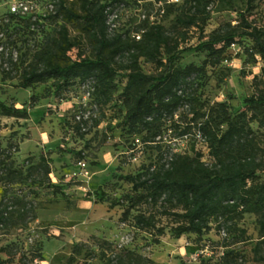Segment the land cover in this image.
<instances>
[{"label":"rangeland","instance_id":"rangeland-1","mask_svg":"<svg viewBox=\"0 0 264 264\" xmlns=\"http://www.w3.org/2000/svg\"><path fill=\"white\" fill-rule=\"evenodd\" d=\"M160 1L130 0L128 5L117 7L108 18L109 32L132 37L150 16L170 30L175 15L183 9L182 0ZM224 1L210 0L202 34L190 28L184 47L196 46L226 23H237L230 7L239 9L242 5L239 0H233L231 6ZM37 3L38 24L19 27L8 22L0 5V101L27 109L25 118L0 115V204L6 217L0 224V258H9L11 264H69V257L73 258L70 264H112L117 255L130 252L147 261L143 264H223L224 255L231 252L241 264H264L260 258L264 243L252 214H245L236 230L228 228L229 222L220 226L212 219L211 230L202 237L186 234L178 239L168 232L171 221L162 217L160 223L167 228L158 244L131 220L119 221L121 210L109 208L108 203L129 192L130 186L115 175L137 172L140 162L157 167L165 163L171 149L162 146L158 152L135 137L138 147L129 151L133 136L121 124L124 108L119 97L126 83L124 71L115 78L107 102L92 93L89 79H76L58 93L49 80L26 89L16 86L32 55L49 41L61 22L53 10ZM166 3L175 6L159 17L158 5ZM263 18L264 0H259L248 20L260 25ZM67 27L69 38L78 40L71 57L77 52L91 55L90 39L81 24ZM242 42V46L227 50L226 61L208 67L202 80L201 100L209 105L225 102L230 115L242 110L244 97L264 87V62L257 56L247 57L244 48L250 42L247 38ZM204 57V52L186 51L174 66L200 65ZM139 66L145 74L158 73L154 64L143 59ZM32 95L39 99L29 107ZM78 122L82 124L76 132L73 128ZM251 126L259 135L264 134L263 127ZM261 146L264 149V140ZM259 175L264 180V170ZM54 186L59 192H54Z\"/></svg>","mask_w":264,"mask_h":264},{"label":"trees","instance_id":"trees-1","mask_svg":"<svg viewBox=\"0 0 264 264\" xmlns=\"http://www.w3.org/2000/svg\"><path fill=\"white\" fill-rule=\"evenodd\" d=\"M38 1L42 8L53 10L54 17L61 22L49 41L32 55L16 86L26 89L49 80L58 93L76 79L81 82L89 79L92 93L107 102L115 78L124 71L126 83L119 97L124 108L121 124L133 136L128 143L129 151L132 153L138 147L135 137L145 145H153L158 152L162 146L171 149L165 163L157 167L140 162L137 172L115 175L130 186L129 192L108 203L109 208L121 210L119 221L131 220L135 228L149 233L153 243L158 244L167 228L160 223L162 217L171 221L168 232L178 239L186 234L202 237L211 230L212 219L220 226L229 222L228 228L236 230L244 215L252 214L256 217L260 242L264 243V180L259 175L264 170L261 146L264 134L259 135L251 126L255 123L264 128V87L244 97L242 110L235 115L228 113L225 102L209 105L201 100L207 68L226 61L227 50L233 45L242 46L243 38L250 42L244 48L247 57L257 56L264 62V18L260 25L248 20L249 12L259 0H239L242 8L230 7L237 15V23L220 26L194 47L183 45L190 28L202 34L209 18L206 8L210 0H182L183 9L175 15L170 30L157 18L153 23L145 21L136 31L140 33L138 40L126 33H110L107 23L117 7L128 5L130 0ZM232 1L224 2L231 6ZM174 6L166 3L159 8L164 14ZM3 8L8 22L15 27L37 25L40 20L39 14H12ZM67 24H81L90 39L91 55L77 52L71 57L78 48V40L69 38ZM190 50L205 53L201 64L175 67L180 55ZM140 59L154 64L158 73H143ZM38 99L30 96L29 107ZM0 115L25 118L27 109L0 101ZM81 124L78 122L73 129L79 132ZM198 133L206 143L208 161L202 160ZM184 135H187L184 148L174 150L171 141ZM59 190L54 186V192ZM144 205L146 210L142 209ZM5 221L0 204V224ZM235 255L226 252L223 264H241ZM260 258L264 260V255ZM72 260L69 257L68 263ZM143 260L127 252L117 255L112 264H143ZM0 264L11 263L9 258H0Z\"/></svg>","mask_w":264,"mask_h":264},{"label":"built area","instance_id":"built-area-1","mask_svg":"<svg viewBox=\"0 0 264 264\" xmlns=\"http://www.w3.org/2000/svg\"><path fill=\"white\" fill-rule=\"evenodd\" d=\"M173 0H166V2H172ZM0 3L8 10L9 13L12 14H20V15H26V14H40V7L36 1L33 0H0ZM159 4L161 1L158 2ZM50 8L51 6L48 5ZM159 7H162L161 5H158ZM163 14V9L161 8L159 11V17ZM111 16V15H110ZM155 21V18L153 16H150V23H153ZM109 22V21H108ZM107 22V23H108ZM132 38L135 40H138L140 38V33L136 32L132 34ZM2 47H0L1 49ZM187 139V135H184L180 139H173L172 146L174 147V150H179L180 147L184 148V142ZM196 139L198 141V148L202 150L203 153V161H208V151L206 147V143L204 142V139L200 136V134H196ZM132 159H136V156H133Z\"/></svg>","mask_w":264,"mask_h":264}]
</instances>
